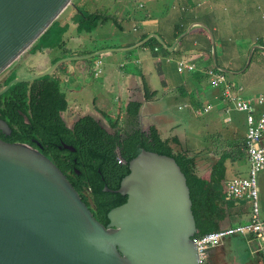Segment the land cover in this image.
Wrapping results in <instances>:
<instances>
[{"label":"crops","instance_id":"1","mask_svg":"<svg viewBox=\"0 0 264 264\" xmlns=\"http://www.w3.org/2000/svg\"><path fill=\"white\" fill-rule=\"evenodd\" d=\"M123 2L118 14L132 19L131 25L135 36H130L128 40L125 38L124 44L120 47L104 46L82 51L84 49L78 45L87 39V34L97 29L80 32L77 17H73V24L65 22L58 25L36 51V55L30 54L33 55V59L42 55L41 60L39 59L42 63L36 74L48 70L56 59L73 56L79 58L59 64L53 73L62 88L73 86L74 81V94L85 90L94 91L92 107L88 102L86 106L84 105L85 108H82L84 101L74 104V108L82 111L81 117H94L109 130L104 116L115 119L121 115L123 119L124 107L131 102H142L141 129L148 132L154 127L163 139H178L180 147L174 144L172 147L176 151L179 149L186 151L195 160L196 173L201 179L210 181L216 177L219 164L221 166L218 173L222 178L219 183L222 190L223 184L228 180L247 177L249 160L244 149L247 125L240 127L233 124L230 116L232 105L226 100L225 93L229 89L232 95L237 97L264 96V93L259 91L263 90L261 85L264 82L262 70L264 48L256 53V47L237 45L255 44L262 40L259 45L264 46V23L258 20L259 15L256 11L259 1L123 0ZM92 4L84 1L80 5L89 13L108 18L106 20L102 18L99 21L101 24L111 20L109 15H103L101 9ZM92 7L94 10H91ZM76 12L74 9V15ZM157 12L160 14L153 17V13ZM113 18L119 21L118 17ZM165 24H168V27H165ZM72 26L74 32L71 33ZM116 27L125 32L122 24L118 23ZM256 27L258 29L254 32ZM66 32L74 33V55L70 48L62 50L59 47L65 39ZM181 32L184 35L176 37V34ZM144 35L148 39L156 38L162 42L160 43L162 49L157 46L140 47L138 42ZM163 46L167 52L163 50ZM55 49L59 55L50 56L49 50ZM97 52L98 54H95ZM93 54L95 55L88 57ZM179 61L192 64L195 69L192 72H179L177 69ZM99 62L104 70L100 77L96 78L92 71L97 68ZM209 68L223 74L226 81L217 87L212 86L211 78L205 74V70ZM256 69L262 73V77L254 72ZM70 76L74 77L72 82ZM17 78L27 77L19 75ZM96 85L100 88L99 92L96 91ZM144 85L151 92H156L151 101L145 100ZM97 96H100V101H97ZM260 111L263 112L264 108ZM192 124L199 125L196 134L191 133ZM258 193L260 214L264 219V185L261 186L260 192L258 186ZM238 201L248 205L246 211L237 217L238 221L247 224L251 204L246 200ZM227 245L234 250L233 255L229 257L225 254ZM261 249L260 241L251 235L234 236L211 251V263L264 264ZM226 258L237 262H226Z\"/></svg>","mask_w":264,"mask_h":264},{"label":"water","instance_id":"2","mask_svg":"<svg viewBox=\"0 0 264 264\" xmlns=\"http://www.w3.org/2000/svg\"><path fill=\"white\" fill-rule=\"evenodd\" d=\"M72 4L0 0V76L59 16L74 10ZM76 59L15 78L0 97L12 84L49 76L59 64ZM0 133H12L2 119ZM116 192L127 200L108 213L104 226L40 150L0 138V264H201L190 189L174 158L142 150Z\"/></svg>","mask_w":264,"mask_h":264},{"label":"trees","instance_id":"3","mask_svg":"<svg viewBox=\"0 0 264 264\" xmlns=\"http://www.w3.org/2000/svg\"><path fill=\"white\" fill-rule=\"evenodd\" d=\"M72 7L77 9L80 32H89L95 29L102 18L108 19L89 13L85 7L79 5V0H73ZM57 20L35 41L28 51L30 54H35L53 34L58 27ZM181 34L182 32L176 34V37ZM146 37L142 36L140 41ZM65 45V41L61 42L60 49L63 50ZM144 46H157L162 49L156 38H150ZM164 50L167 52V49ZM56 61L58 59L53 63ZM15 78L14 70L5 75L0 80V90ZM144 93L146 101H151L156 96V92H151L145 85ZM257 97L259 96L255 98ZM142 106L143 103L139 101L129 103L123 109V119L121 115L115 119L104 116L109 130L91 116L81 117L69 127L62 117V113L68 110V102L58 78L52 73L33 82L12 84L0 97V119L12 131L9 136L0 133V138L40 150L65 174L94 217L104 226L109 223L108 213L126 202L127 197L116 191L122 179L129 174L130 161L142 150L174 158L185 174L196 220V238L245 224L244 221H238L237 217L246 211L248 205L224 198L219 183L222 178L218 173L221 164L217 168L216 177L210 181L201 179L196 173L195 160L186 151H176L172 147V144L180 147L178 139H163L154 127L148 132L141 129ZM262 108L264 107L256 106L257 116L264 112L260 111ZM65 145L73 147L74 151L65 148ZM120 159L123 163H119ZM105 188L110 191H105ZM211 260L210 253L206 264H212Z\"/></svg>","mask_w":264,"mask_h":264},{"label":"rangeland","instance_id":"4","mask_svg":"<svg viewBox=\"0 0 264 264\" xmlns=\"http://www.w3.org/2000/svg\"><path fill=\"white\" fill-rule=\"evenodd\" d=\"M84 1L88 2L89 5L93 3L92 5L94 7H99L101 9V13H103V15H109L110 16L109 19H111V20H109L106 24L99 23L97 25V27L95 28V29H97L96 31L94 30V31H92L91 34H87V37H86L87 39L84 40L82 42V44L78 45V47H81V49H84L82 51H85L87 49H95V48H99V47H104V46L120 47V46H122L124 44L125 38H127V40H128L130 38V36L131 37L135 36V34L133 33V30H132L133 27L131 25L132 24L131 23L132 19L130 20V18L121 17L118 14V10L121 9L119 7L125 1L123 2V0H83V2ZM131 1H133V0H131ZM258 1H259L258 5L256 6L258 8V10H256V9L255 10L258 12V15H259L258 20L261 23L262 22L264 23V0H258ZM94 7H92L91 10H94L93 9ZM107 7H109L108 10H107ZM126 13H127V11H126ZM159 14H160V12H157L156 14L153 13V17H156V15H159ZM113 16L118 17L119 21L116 18H113ZM73 17L76 18V14L74 15V10L59 16L58 20H60L61 23H60V21L57 20L58 25L64 24L65 22H69V23L73 24ZM113 20L117 24L119 23V25L122 24L124 26L125 32H122L121 30H119V28L116 27L117 24H115V22H113ZM165 27H168V24H165ZM70 29H71V33L74 32V26H72ZM257 29H258V27H256V29L253 30V31L256 32ZM135 30H136V28L134 29V31ZM71 33L70 34H67V32L65 33L64 41H65L66 45L64 46V48H70V50H72V54L74 55V33L73 34H71ZM183 35H184V33H182L179 36V38L182 37ZM179 38H177V39H179ZM146 39L147 40L145 42H143L142 44H141L142 41L139 40L138 43H140V45H139L140 47H142V46H143V48H148L149 47V46H144V44L150 38L149 39L146 38ZM157 41L159 43H162L158 39H157ZM67 42H68V45H67ZM260 43H262V40L255 42V44H249L248 45L246 43H240V44H237V45H239L240 47H246V46H249V47H252V48L256 47V53H257V52H260V50L262 48H264V46L259 45ZM234 45H236V44H234ZM131 47H134V46H131ZM164 48H165V46H163V50H164ZM107 50H110V49H107ZM135 50H138V49H135ZM49 53H50L49 54L50 56H58L59 55V52H58L57 49L49 50ZM33 58H34L33 55H30L29 52H25L8 69V71H6L5 74L3 73L0 76V80H2L4 78V76L7 75L12 70H14L16 72V78L19 75L20 76H24V77H30V76L36 74L38 72V69H39L38 67L42 63V62H40V60L42 58V55H41V57L37 56L35 59H33ZM73 64H74V62H73ZM101 69H102V66H101ZM177 69H178V67H177ZM209 69H211V68H209ZM262 70L264 72V67L262 68ZM96 71H97V68L95 67V70L92 71V74L96 78H98L100 76L96 75ZM254 72H257L258 76L262 77V73L259 72L257 69ZM70 77H72V79L70 81V82H72V80H74V77L73 76H70ZM73 86H74V81H73ZM73 86L68 85V86H63V88H62V90H63V92H64V94L66 96V101L68 102V106H69L68 110L66 112L62 113V117L64 118V120L66 121V123H67V125L69 127H72L74 122L79 117L82 116V111H79L77 108H74L75 107L74 104L81 103L82 101H84L82 103V108H85L84 105L86 106V104H88V102L90 104V107H92L91 106L92 105L91 104L92 97L95 94L94 91L89 92V91H86V90L74 94V87ZM95 88H96V91L99 92V90H100L99 86L96 85ZM261 88L263 90H259V91L264 93V82L261 85ZM85 92H86V95H85ZM74 96L76 97V99H74ZM97 101H100V96H97ZM97 107L100 108L99 105H97ZM100 109L103 110L102 108H100ZM230 111H231L230 116H231V119H232V122H233L234 125H237V126H240V127H243V126L245 127L247 125L246 121H245V118H246V114L245 113L235 110L233 106H232ZM246 128H247V126H246ZM191 130H192V132H191L192 134H196L199 131V125L198 124H192L191 125ZM263 185H264V171L258 177L259 192H260L261 186H263ZM234 236L238 237L239 235H232V236L226 237L222 241V244H223V242L226 239L234 237ZM233 251L234 250L230 249V246L227 245L225 247L226 257H229L230 255H233ZM225 260H226V262H230V261H234V263L237 262V260H234V259L227 260V258H226Z\"/></svg>","mask_w":264,"mask_h":264},{"label":"built area","instance_id":"5","mask_svg":"<svg viewBox=\"0 0 264 264\" xmlns=\"http://www.w3.org/2000/svg\"><path fill=\"white\" fill-rule=\"evenodd\" d=\"M157 50V49H156ZM194 65L184 61L178 62L179 72H192ZM103 70L100 62L97 65L96 75L100 76ZM205 74L211 78L214 87L226 81L223 74L206 69ZM228 88V87H227ZM225 98L230 102L235 110L246 114L247 136L244 142V149L249 160L248 175L245 178L236 177L223 184V193L226 200H246L251 204L249 223L227 227L220 231L211 232L194 238L198 248L200 263L206 264L213 249L218 248L222 241L232 235H251L262 244V256L264 258V219L261 218L259 208L258 177L264 171V113H255L256 106L264 107V96L244 99L232 95L229 89L226 90ZM119 163H123L120 159Z\"/></svg>","mask_w":264,"mask_h":264}]
</instances>
